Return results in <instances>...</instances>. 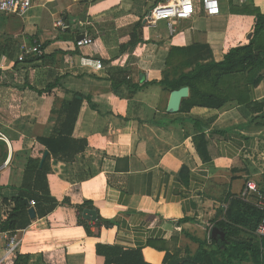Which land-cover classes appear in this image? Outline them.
<instances>
[{
  "label": "crops",
  "instance_id": "0c3cea01",
  "mask_svg": "<svg viewBox=\"0 0 264 264\" xmlns=\"http://www.w3.org/2000/svg\"><path fill=\"white\" fill-rule=\"evenodd\" d=\"M171 1L33 0L24 15L0 16V193L16 195L29 159L40 158L50 170V197L59 202L45 215L39 212L46 206L29 205L24 226L0 234V256L15 236L14 260L21 255L24 264H106L98 244L142 249L148 263L166 264L158 248L186 258L199 251L198 240L208 235L210 242L227 192L240 197L247 180L264 192V122L254 120L257 114L233 100L171 113L173 90L163 83L180 68L176 60L167 63L173 48L207 45L209 57L222 61L248 43L251 10L264 13V0H219L218 15L194 0L196 14L176 20L173 31L166 20L146 21L152 8ZM84 35L94 43L78 47ZM83 58L104 67L86 66ZM111 77L126 81L114 88ZM248 90L251 101L264 102V82ZM77 94L83 101L71 138L88 146L67 161L41 140L68 131L67 103ZM201 132L209 161L194 143ZM3 204L0 197L1 219ZM84 208L95 209L98 219L83 218Z\"/></svg>",
  "mask_w": 264,
  "mask_h": 264
},
{
  "label": "trees",
  "instance_id": "16d2710c",
  "mask_svg": "<svg viewBox=\"0 0 264 264\" xmlns=\"http://www.w3.org/2000/svg\"><path fill=\"white\" fill-rule=\"evenodd\" d=\"M255 16V23L249 37V42L232 47L224 56L222 61H215L209 57L207 45H193L183 48H173L169 54L168 62L178 61L179 67L172 69L170 77L163 83L170 90H177L184 86L190 87V96L183 100L181 111L189 110L191 107L223 108L231 100L235 105H247L259 119L264 122V102L251 101L248 97L250 86L256 87L264 82V13L259 8L251 10ZM132 38L131 42L136 43ZM201 52L202 56L196 55ZM44 56H36L42 59ZM32 61V60H31ZM190 68V70H186ZM113 87L117 88L126 80H117L111 77ZM129 83V82H128ZM131 87H136L130 84ZM83 97L77 94L72 102H68V114L65 122H71L66 132H61L41 142L54 156H60L67 161H73L78 153L84 152L88 146L87 140L77 142L72 140V134L81 108ZM263 118V119H261ZM66 123L61 125V128ZM77 147H74L72 144ZM194 143L198 154L204 161H209L210 156L207 149V140L203 132L194 136ZM26 181L11 199L0 193L3 203L12 201L14 208L6 220L0 218V232H10L24 226V217L28 213L31 201L46 206L39 212L45 215L52 211L59 202L50 197L47 184L49 167L44 164L40 167V158H30L26 170ZM262 192V191H261ZM264 194V192H262ZM241 197V196H240ZM239 196L227 198L229 207L223 217L213 222V227H218L224 232L225 237L211 236L210 242L200 241L199 251L193 257L181 258L166 251V264H239L243 261H251L252 264H264V237L257 235L259 225L264 223V211L260 210L251 201ZM85 204H90L86 202ZM82 209V206L79 207ZM110 225V221L100 220ZM82 223V222H81ZM87 228L89 234L91 231ZM101 228V226H98ZM191 238V236H190ZM193 240H196L192 238ZM154 242H152V245ZM156 246V245H154ZM97 253L106 257V264H150L145 260L142 249L123 250L115 246L97 245ZM23 256L18 255L15 263L24 264Z\"/></svg>",
  "mask_w": 264,
  "mask_h": 264
},
{
  "label": "built area",
  "instance_id": "2783aa9c",
  "mask_svg": "<svg viewBox=\"0 0 264 264\" xmlns=\"http://www.w3.org/2000/svg\"><path fill=\"white\" fill-rule=\"evenodd\" d=\"M33 0H0V16L1 15H24L33 7ZM203 10L208 15H218L221 12L219 0H201ZM196 4L194 0H172L167 4H158L152 8L146 16V21L151 25L156 24L159 20H166L169 23L170 28L174 29V22L176 20L190 19L196 14ZM94 43V40L90 36L84 35L83 38L77 41L78 47L88 46ZM34 51H39L38 47H35ZM24 55L19 57L20 61L24 60ZM82 63L86 66L93 67L97 70L103 69L104 64L101 60L93 58H83ZM8 161L5 162V165ZM241 197L245 200H254V204L260 210L264 211V194L260 192L258 186L249 181L246 188L243 190ZM254 198L251 199L250 198ZM36 202L31 201L30 205L34 206ZM14 208V203L8 201L3 204L2 220H6L9 213ZM8 234V232H4ZM257 235L264 237V223L259 225L256 231ZM0 234H2L0 232ZM18 239L15 236H9L5 254L0 256V264H6L10 260V264H16L14 256L17 252Z\"/></svg>",
  "mask_w": 264,
  "mask_h": 264
},
{
  "label": "water",
  "instance_id": "95a60500",
  "mask_svg": "<svg viewBox=\"0 0 264 264\" xmlns=\"http://www.w3.org/2000/svg\"><path fill=\"white\" fill-rule=\"evenodd\" d=\"M190 96V87L184 86L180 89L173 90L170 95L169 104L167 110L171 113H177L181 110L183 100L187 99ZM49 151L46 150L41 161V165L44 163L45 159L47 158ZM30 217L36 218V211L35 208L32 207L29 209ZM83 218L87 220L96 221L98 219V214L95 209L92 208H84L82 212ZM211 235L214 238L221 236L222 238L225 237L223 231H221L218 227H213Z\"/></svg>",
  "mask_w": 264,
  "mask_h": 264
},
{
  "label": "rangeland",
  "instance_id": "374dc122",
  "mask_svg": "<svg viewBox=\"0 0 264 264\" xmlns=\"http://www.w3.org/2000/svg\"><path fill=\"white\" fill-rule=\"evenodd\" d=\"M248 182H249V180H247L244 189L246 188V185H247ZM229 196H230V198H231V194H230L229 192H227V194H225V195L223 196V198H222V200H221L222 202L220 203L219 208L216 210V214H215V216H214V218H213V221L218 220L217 217H218L219 215H220V218L224 216V214H225L227 208L229 207V202H228V203L226 202V201H227V198H228ZM240 198H242V197H240ZM242 199H243V198H242ZM251 202H254V200H251ZM216 206H217V205H216ZM216 206H215V208H216ZM207 237H208V235L205 236V238H206V242H208V241H207ZM195 253H196V252L190 253L189 256L194 255ZM239 264H252V262H251V261H243V262H241V263H239Z\"/></svg>",
  "mask_w": 264,
  "mask_h": 264
}]
</instances>
